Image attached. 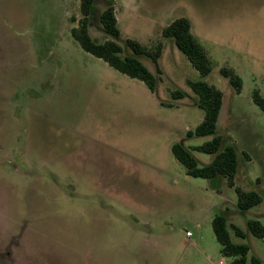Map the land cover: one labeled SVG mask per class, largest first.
<instances>
[{
    "label": "rangeland",
    "instance_id": "1",
    "mask_svg": "<svg viewBox=\"0 0 264 264\" xmlns=\"http://www.w3.org/2000/svg\"><path fill=\"white\" fill-rule=\"evenodd\" d=\"M105 3L93 17L99 41L111 37L97 26ZM116 9L122 40L163 44L161 73L143 59L155 92L71 35L79 0H0V264H230L212 225L222 213L246 232L230 226L233 241L264 264V238L248 228L264 224V110L253 99L255 89L264 97V0H117ZM179 17L207 50L209 74L163 36ZM223 67L241 76V92ZM197 80L224 94L217 133L237 149L236 185L263 197L245 213L226 177L190 176L172 151L214 138L189 136L205 115ZM193 153L202 165L214 158Z\"/></svg>",
    "mask_w": 264,
    "mask_h": 264
},
{
    "label": "trees",
    "instance_id": "2",
    "mask_svg": "<svg viewBox=\"0 0 264 264\" xmlns=\"http://www.w3.org/2000/svg\"><path fill=\"white\" fill-rule=\"evenodd\" d=\"M105 1V6L98 13L100 22L97 26L111 37L99 41L90 31V26L94 25L93 17L98 12L97 0H80L81 17L79 19L72 18L73 21L78 22L71 29L72 36L85 51L102 58L121 73L131 78L140 79L151 91L155 92L159 79L144 63L143 59L152 60L156 72L161 73L158 60L162 55L163 44L159 43L154 49H149L135 39L126 38L122 40L116 13L117 0ZM162 33L163 36L174 41L202 75H207L212 71L211 58L205 47L193 35L190 21L186 17L176 18L163 28ZM221 73L229 78L238 92L242 91L243 80L233 68L223 67ZM190 84L197 94L196 104L205 110V115L195 131H189V136L212 135L214 138L193 148L186 146L183 142H176L173 144L172 151L190 176L212 180L218 177H226L228 185L235 187L238 193L237 205L239 210L245 213L259 204L263 197L257 191L246 190L236 185L237 149L231 144L223 147L222 135L217 133V122L222 110L224 94L217 86L205 80L190 81ZM172 96L175 99L182 98L184 93L181 90H174ZM253 99L264 110V97L258 89L254 90ZM193 150L213 153L214 158L210 163L202 165L195 157ZM227 214H217L212 222L214 233L223 246V255L232 258L230 264H262L259 257L250 254L251 247L249 244L233 241L229 231L230 226L237 236L244 238L246 232L230 223V217ZM248 228L254 236L264 238V224L260 220L250 219Z\"/></svg>",
    "mask_w": 264,
    "mask_h": 264
},
{
    "label": "crops",
    "instance_id": "3",
    "mask_svg": "<svg viewBox=\"0 0 264 264\" xmlns=\"http://www.w3.org/2000/svg\"><path fill=\"white\" fill-rule=\"evenodd\" d=\"M79 2H80V0H79ZM116 4H117V1H116ZM116 13H117V9H116ZM75 16H78V15H75ZM71 17H73V16H71ZM79 19V18H78ZM72 19H70V22H71V28H70V33H71V29L74 27V26H76L77 25V21H71ZM118 22H119V20H118ZM90 31H91V33H92V26H90ZM72 35V34H71ZM62 43V42H61ZM63 44V43H62ZM64 46H69L70 45V43L69 42H67V43H64L63 44ZM87 52V51H86ZM89 53V52H88ZM223 103H224V101H223ZM223 107V106H222Z\"/></svg>",
    "mask_w": 264,
    "mask_h": 264
},
{
    "label": "built area",
    "instance_id": "4",
    "mask_svg": "<svg viewBox=\"0 0 264 264\" xmlns=\"http://www.w3.org/2000/svg\"><path fill=\"white\" fill-rule=\"evenodd\" d=\"M193 234L191 232H188V236H192Z\"/></svg>",
    "mask_w": 264,
    "mask_h": 264
}]
</instances>
